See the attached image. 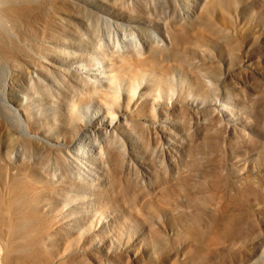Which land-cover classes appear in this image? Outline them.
Returning <instances> with one entry per match:
<instances>
[{
	"label": "bare ground",
	"instance_id": "obj_1",
	"mask_svg": "<svg viewBox=\"0 0 264 264\" xmlns=\"http://www.w3.org/2000/svg\"><path fill=\"white\" fill-rule=\"evenodd\" d=\"M131 2L0 0V264L48 263L53 248H48L47 238H54L51 245L56 248L61 245V239L74 242L73 245L87 240L77 229L60 223L59 213L54 210L62 211L65 204L61 201L80 204L69 207L67 214L73 213L78 224L86 223L88 232L92 224L83 216L88 211L89 218L95 214L107 218L106 214L111 213L113 232H117L123 216L144 224L142 234L130 244L115 247L121 251L118 259H127V264H176L179 253L172 251L173 234L183 236L180 249L184 252H193L202 245L203 238L193 226L196 218L185 212L176 215L178 207L191 204L202 208L213 204L217 212L228 213L224 217L221 212L224 218L214 220L219 229L223 228L220 237L225 242L235 229L258 231V224L245 211L252 208V215L261 217L264 174L262 178L259 174L260 182L258 174L249 177L238 169L231 183L214 169L211 164L215 163L208 153L222 149L223 127L206 108L201 113L204 121L199 128L200 142L193 141L192 145L187 134L189 143L184 139V144L177 143L176 134L184 126L181 128V121L191 111L188 97L179 93L169 106L166 99L162 102L158 99L161 95L156 92L175 90L176 75L187 77V89L197 90L203 98L219 99L225 97L224 93L244 92L242 82L237 81L241 73L245 79L263 80L264 15L251 17L250 13L253 8H263L260 4L264 5V0H252L248 4L251 8H242L239 0H167L170 13L164 17L159 15L160 11L156 12L159 9L155 5L149 6L150 1L149 4L146 0ZM181 9L183 20L177 19V11ZM127 13L134 20L140 47L121 54L109 53L98 43V35L102 33L98 24L105 19L102 15L123 22ZM148 19L164 35L163 44L146 25ZM46 40L54 47H46L43 44ZM72 50L81 54L76 55ZM49 52L56 56L68 53L72 60L57 59L49 56ZM89 52L98 63L107 61L105 68L96 61L89 62ZM42 59L48 60L52 67L43 64ZM61 61L85 66L94 76L102 73L106 81L96 84L89 75L69 72ZM62 76H67L68 83L59 88ZM142 80L147 81L143 87L146 93L153 92L152 96L147 93L148 96L134 97L129 94L131 91L119 96L117 85L122 83L132 90ZM91 101L97 102L110 121L115 115L127 121L128 126L118 127H122L120 138L112 135L105 138L95 124L88 130L80 121L79 107ZM163 118L168 121L165 128L152 126ZM43 122L50 123V128ZM258 125L259 121L254 127L258 129ZM90 131L104 138L100 152L93 158L83 155L76 142L83 141V145L89 144L92 149ZM47 133L51 139L45 137ZM252 139L249 146L259 147L257 162L264 173V145ZM165 142L169 143L166 148ZM248 147L245 146L246 151ZM177 152H180L179 160L174 157ZM71 156L85 165L94 164L95 170L87 165L90 172L96 173L93 182L85 176L76 177L80 169ZM224 185L231 187L228 197L204 194L212 189L217 190H213L215 193L219 188L223 190ZM109 232L105 230L100 239L108 237ZM73 245L67 246L68 259L60 264H83V260H76L75 256L79 255ZM213 247L211 244L208 249ZM144 248L155 258L154 263L148 260ZM231 250L225 253L229 264L249 258L245 246L237 245ZM98 253L96 258L100 262L120 263L115 257L108 259L110 251ZM185 254L188 253L179 256L185 259L188 257Z\"/></svg>",
	"mask_w": 264,
	"mask_h": 264
},
{
	"label": "rangeland",
	"instance_id": "obj_2",
	"mask_svg": "<svg viewBox=\"0 0 264 264\" xmlns=\"http://www.w3.org/2000/svg\"><path fill=\"white\" fill-rule=\"evenodd\" d=\"M131 1L133 0H129V1L127 0L128 3ZM146 1H148L147 4H149V1L152 4L154 3L153 5L150 3L149 6L154 7L155 5V7L159 9L158 11H156L157 9L155 11L158 13L160 11L159 15L161 17L168 16V14L170 13V9L168 7L169 5L166 4L167 0H146ZM251 1L252 0H239V4L242 8H248V7L251 8L250 6H248V4ZM261 4L260 6L263 8H260V7L253 8V11L250 13L251 17H258V16L264 15V5H261ZM149 6H146V7L148 8ZM177 8H179V6H177ZM158 13H156V15ZM177 13H178L177 19L183 20L181 17V14L184 13V10L183 9L178 10ZM129 14L127 13L126 15L127 20L125 19L126 21L123 20V22L118 19H112L106 15H102L105 19L104 21L102 20L100 25L98 24V26H100L98 28H100L102 32L98 35L100 40L97 37L98 40L100 41L98 43L102 45L101 48L104 47L103 49L104 50L107 49L106 51L109 53L111 51H115V54H119V52L120 54L124 53L127 50H131V48L134 50L139 49L140 42H139L138 34L136 33L135 28H134L135 26L134 20L131 14L130 15ZM248 20L249 19L245 20V23H247ZM146 25H149L153 33L155 32L154 34L157 37V39H159L158 40L159 43L163 44L162 38H164V35L158 30V28H156L151 22H149V19H148V22L146 20ZM100 29H98L99 32H100ZM83 37L85 39V36ZM43 44L48 48L51 46L54 47L48 40L43 41ZM72 51L76 55L81 54L80 51H74V50ZM60 55L59 57V56L54 55V52H51V53L49 52V56L56 57L57 59L64 57L69 62L70 60H72L70 59V54L68 53L67 54L60 53ZM68 61H61V62L63 66L64 64L65 66H68L69 72H77L82 76L89 75L88 77L94 83H96V81L99 83L100 81L101 82L106 81V78L102 75V73L101 75L94 76L93 74L94 72H92V70L88 69L87 67L85 66L78 67L74 63H68ZM90 61L97 62L96 56L93 55L91 52H89V62ZM42 62L43 64L49 67L50 66L52 67L53 65L50 62L48 63V60L46 59H42ZM104 62H107V61L103 60L102 62L100 63L97 62V63L99 66H102V67L104 66L105 68V65H107V63H104ZM60 68L62 70L63 67L61 66ZM239 75L240 76H237V81H239L240 83L242 82L241 85L243 87V90L245 89L244 92L240 94L238 93L237 94H231V93L225 94L224 93L225 99L224 98L219 99L216 96H212V97L209 96L208 98H203L197 93V90L187 89L186 84L188 82V78L183 75H176L173 78L174 84L177 85V88L175 90H171V91L159 90L156 92V95H161V97H159L158 99L161 102L162 100L166 99L169 103V106L171 102L175 100V97L179 93L183 94V96L188 97L187 102L189 103L188 106L191 111H190V115L187 116L186 119H184V121L186 120L185 123L182 119H180L182 120L181 128L183 124L184 126L182 128L183 131L178 132L176 134L175 140L177 143L184 144V142L182 143L183 139L185 140V143H189L190 141L192 143L194 141L193 143L197 144L200 142V139H201L200 137L202 135L200 134V129H201L200 124H201V121H204L202 119L204 118V116L201 113L204 108H206V110L210 112L211 117L217 118L218 123L220 124V126L223 127V133L221 134V139H220V146L222 147V149L217 152L210 151L208 153V156L215 163V164H211L215 166L214 169L218 170L223 176H227L229 182L231 183L234 182L233 176L237 173L238 169H241L242 172L247 174V176L249 177H253L254 175L256 176V174H258L257 175L258 177L260 174V177L262 178L264 174L262 173L263 168L262 167L259 168L258 166L260 164L259 161L257 162V160L259 159L258 157L259 147L249 146L252 144L250 142L252 138H253L252 141L255 139L257 142H260V145H264V79L263 80L260 78L256 79V77L254 78L246 77L245 79L242 73ZM33 76L36 77V73H33ZM61 78H62L61 83H59L60 85H58L59 88L63 87V85L68 83L67 76L66 77L62 76ZM146 83H147L146 80H142L137 85V87L132 90H128L121 83L117 85V88L119 90L118 92L119 96L122 97L123 94L128 93L126 91H131L129 92V94L130 95L133 94L134 97L140 94L144 96V95H147V93L150 96V94L151 93L153 94V92L150 91L146 93V87H143ZM26 100L29 101L28 98H26ZM46 106H44L43 109H45ZM34 111L35 110H33V112ZM47 111L52 112L53 110L47 109ZM79 113H80V118H82L80 119V121L88 127V130L90 127L93 126V124H95L96 129L101 130V132L103 133L102 136L105 138H107L108 136L111 137L110 135L120 138L121 133H122V127L128 126L127 121L123 120L118 115H115L116 117H113L112 121H110L111 119L109 117H106L104 113H102L96 101H91L88 105L79 107ZM197 113L199 114L197 115ZM200 114L202 117H200ZM246 114H248V117ZM253 118H254V122H253ZM258 121H259V125L257 129L256 127H254V125L256 126V124H258ZM43 123L45 124L46 128H50V123L49 124L47 122H43ZM167 124H168V121L165 120V118H163L157 121L156 123H154L152 126L157 127V128H160V127L165 128ZM52 126L54 129H58L57 125H52ZM119 126H122L121 129L118 128ZM89 133H91V136L89 137H91L90 139L94 143V147L92 149H90L89 144L83 145L82 143L83 141L76 140V142L78 141L77 143H78L79 149H81V151L83 150V155L88 156V158H93L97 153L100 152L99 150L102 146L104 138L98 135L97 132L94 133L93 131H90ZM44 135L47 139H51V136L49 135V133L44 134ZM185 135H187L188 137ZM186 137L189 138L190 141H188L189 139H187ZM51 144L55 145L54 142ZM163 144L165 148L169 146V143L167 144V142ZM258 144L259 143H257V145ZM245 146L247 147L249 146L247 151L245 150ZM16 156H18V158L20 159L22 157L19 154V152L16 153ZM179 156H180V152H177L174 157L175 159L179 160ZM73 157L74 156H71V158L77 163L80 169L78 170V172L79 171L80 172L79 174L77 172L76 177L80 178L81 176L82 177L85 176L87 177L88 180L93 182L94 181L93 179L95 178V174H96L95 171H93L95 170L94 164H91L88 162L86 163L87 165H90L91 168L93 169L92 172H90L91 170H88L87 165H85L84 163H81L80 160H78L75 157L73 158ZM230 159L234 163V166L232 165V162ZM236 161L239 163V164L237 163L240 166L239 168H238V165H236ZM235 166L237 168H234ZM257 166L259 169L256 168ZM88 172L91 174L88 175ZM257 177L255 178L257 179ZM260 177H258V179L260 180V182H262ZM53 179L56 180L55 175L53 176ZM261 184L264 185V182H262ZM226 187H230V186L224 185L223 190L222 188H219V191L215 193L214 191H217V190L212 189L209 192L204 193V194H208V195L217 194L216 196L220 195L221 197H228L230 195L229 192L232 193V190H231V187L230 189H227ZM61 203H63L62 205L65 204L62 211L60 209L54 210L56 214L59 213L57 216L58 218L61 219L60 223H62L65 227L69 229H72V228L73 230L77 229V232L78 233L80 232V234L83 237H86L87 240L85 242L78 243V244L75 243V245H73L74 242L71 243V241H68V240L64 241L61 239L60 240L61 245L58 248H56V246L51 245L53 244L54 238H47L46 243L47 244L50 243L48 245V248H53V249H50L51 252L53 253L49 255V262L44 263V264H60L61 260H67L68 259L67 253L69 251L67 246L70 247L71 244L73 245V248L79 255L78 257L75 256L76 260L77 259L83 260V264H112L110 261L108 262L107 260H101L100 262L99 259L96 258L99 255L98 251H101V252L110 251L111 253H108L109 255L108 259L111 260L114 257L118 259V253H120L121 251H116L115 247L117 246V244H120V246L124 247V245L126 246L127 244H130L135 238H137L140 234H142V231H143L142 227L144 228V224H138L134 222L133 220H130V218L127 219V217L123 216L121 217L122 219L120 220V224L117 227V232L116 231L113 232L115 228L110 226L111 225L110 219L112 216L111 213L107 212L108 213L106 214L108 215L107 218L105 216H101L98 214L97 215L95 214V216L93 215L92 218H89V216L91 215L90 211L86 212L87 214L83 215L85 217V220L87 219L90 220L92 224V228L90 229V232H88L85 229L86 223L78 224L77 222H75V217L73 213L67 214L69 207L70 208L71 206L79 207L80 204H78V202L67 204L66 202H63V201H61ZM94 208L95 210H98L96 209L97 207H94ZM181 212H185L189 215L192 214V217L196 218L195 221L193 222V226L196 229L198 228V231L200 232V236H202L203 239L201 240L202 245L198 247V249H196L193 252L185 251L186 253H188V254H185L188 257L185 256L186 258L184 259L181 256H179L181 253H185L183 250L180 249L181 242L184 239L183 236L177 237L174 234L171 235L170 238L173 241L172 251L179 253L178 255L179 259H177L178 262L176 264H225V263L229 264L227 257L225 256L226 255L225 253L227 252V254H229L228 251H232L231 249L235 248V246L237 245H242V247L245 246V250H248V254L249 252L251 254H249L250 255L249 256L246 253L249 258L245 257L240 261V263L234 262L232 264H264V211L262 212V214L259 215L261 217H258V215L256 214L252 215V208L247 207L245 214L248 218H251L250 220L254 221L253 222L254 224H258L259 226L258 231L252 233L251 231H244V229L242 230H238L239 228L235 229L236 231L231 235L230 240L226 242L223 241L222 237H220L222 235V234L220 235V230L222 231L223 228L221 227V229H219L218 227L220 225H216L214 220L216 219L215 217L219 219L224 218L226 217V214L228 215V213L222 212V210L221 212L223 214L219 212V210L217 212L216 207L213 204H207L205 207H202V208H197L191 204L189 206L178 207L176 209V215L180 214ZM216 213L219 216L218 215L216 216ZM220 213L223 216L225 214V216L224 217L221 216ZM241 225H242V220L240 219L239 226ZM105 230H110L108 237H106L105 239H100L101 234ZM97 232L99 234L94 235V234H97ZM116 234L118 235L116 236ZM211 244H214L213 249H211L212 251L208 249V246ZM227 244L230 246H227ZM215 249L217 253L215 252ZM144 251H146L148 254V260L151 263H154L155 258H152V254L150 253V251L146 250V248H144ZM223 256H225L226 259H223L224 258ZM118 261L120 262L119 264L128 263L127 259H118Z\"/></svg>",
	"mask_w": 264,
	"mask_h": 264
}]
</instances>
